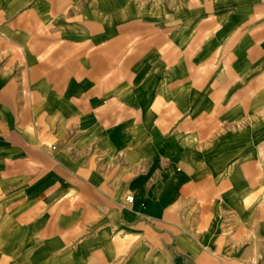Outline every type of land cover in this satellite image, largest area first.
Listing matches in <instances>:
<instances>
[{
	"label": "crops",
	"instance_id": "1",
	"mask_svg": "<svg viewBox=\"0 0 264 264\" xmlns=\"http://www.w3.org/2000/svg\"><path fill=\"white\" fill-rule=\"evenodd\" d=\"M0 264H264V0H0Z\"/></svg>",
	"mask_w": 264,
	"mask_h": 264
}]
</instances>
